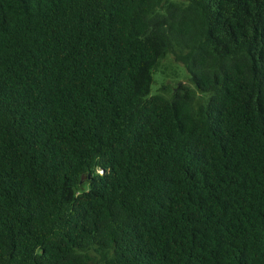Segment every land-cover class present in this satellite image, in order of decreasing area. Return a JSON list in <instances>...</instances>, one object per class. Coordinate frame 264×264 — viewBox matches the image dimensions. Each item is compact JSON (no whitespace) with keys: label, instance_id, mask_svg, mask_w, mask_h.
Instances as JSON below:
<instances>
[{"label":"trees","instance_id":"1","mask_svg":"<svg viewBox=\"0 0 264 264\" xmlns=\"http://www.w3.org/2000/svg\"><path fill=\"white\" fill-rule=\"evenodd\" d=\"M0 264H264V0H0Z\"/></svg>","mask_w":264,"mask_h":264},{"label":"rangeland","instance_id":"2","mask_svg":"<svg viewBox=\"0 0 264 264\" xmlns=\"http://www.w3.org/2000/svg\"><path fill=\"white\" fill-rule=\"evenodd\" d=\"M180 83L181 85L193 86L190 74L185 65L177 61L173 54H168L161 61L158 70L154 72L152 93H165L169 96Z\"/></svg>","mask_w":264,"mask_h":264}]
</instances>
